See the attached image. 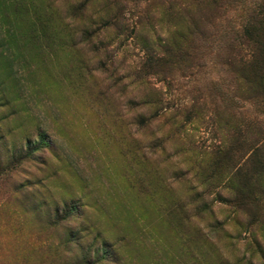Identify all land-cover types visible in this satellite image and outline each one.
Listing matches in <instances>:
<instances>
[{"label":"rangeland","instance_id":"374dc122","mask_svg":"<svg viewBox=\"0 0 264 264\" xmlns=\"http://www.w3.org/2000/svg\"><path fill=\"white\" fill-rule=\"evenodd\" d=\"M256 20L264 0H0V264H264Z\"/></svg>","mask_w":264,"mask_h":264},{"label":"trees","instance_id":"16d2710c","mask_svg":"<svg viewBox=\"0 0 264 264\" xmlns=\"http://www.w3.org/2000/svg\"><path fill=\"white\" fill-rule=\"evenodd\" d=\"M245 34L246 36L251 40V44L253 45V50L250 54V58L247 59L245 62H242V68L246 70V68H249V72L252 74V76L254 77V79H260L263 80L264 79V74H261L262 72H264V67L261 66L260 64V60L259 58L261 57L263 59L264 62V29L262 28V22H260L259 20L253 21L252 23H250L249 27L245 30ZM160 64H162V58L160 57H156L155 55H149L148 59L143 63V68L144 69H151V68H156L158 67ZM150 119H152L150 117ZM146 120V119H145ZM145 122V121H144ZM253 172H257L256 170H251L250 173ZM242 176V170H234V172L232 173L231 178H237ZM251 176H249L250 178ZM243 187L244 185H242V183L237 182L234 189V200H229V203H234V205H236L237 209L242 205V199L244 197L241 196L243 193ZM241 196V198H240ZM231 197V196H230ZM229 197V198H230ZM228 198V199H229ZM227 201V200H226ZM104 248L106 249V247L108 246L106 243H103ZM109 251V252H108ZM111 254L110 258H106L107 260L117 264V249H114L112 251L107 250L105 252V255Z\"/></svg>","mask_w":264,"mask_h":264}]
</instances>
